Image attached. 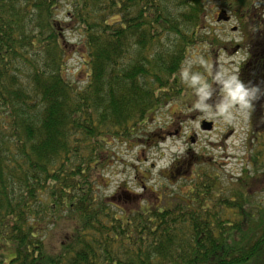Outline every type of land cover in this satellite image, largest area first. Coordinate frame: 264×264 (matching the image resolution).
Wrapping results in <instances>:
<instances>
[{
  "label": "trees",
  "instance_id": "1",
  "mask_svg": "<svg viewBox=\"0 0 264 264\" xmlns=\"http://www.w3.org/2000/svg\"><path fill=\"white\" fill-rule=\"evenodd\" d=\"M206 12V0H0V240L15 249L0 264H248L264 254V206L247 174L224 185L199 168L159 202H134L142 194L128 188L100 197L94 184L111 141L147 140L153 115L182 95ZM70 26L89 56L83 86L65 73ZM254 35L253 46L264 37ZM46 211L75 222L56 254Z\"/></svg>",
  "mask_w": 264,
  "mask_h": 264
},
{
  "label": "rangeland",
  "instance_id": "2",
  "mask_svg": "<svg viewBox=\"0 0 264 264\" xmlns=\"http://www.w3.org/2000/svg\"><path fill=\"white\" fill-rule=\"evenodd\" d=\"M243 1L244 6L239 7L237 0H206L204 22L208 27L203 31V41L188 51L181 70L182 95L153 115L146 125L152 132L147 140L111 141L106 154L109 160L94 179L100 197L115 196L128 188L142 194L134 202H159L162 191H186L193 170L211 168L224 185L233 180L238 186L240 179L249 175L252 201L264 206V153L257 164L263 165L260 170L252 160L259 150L264 151V79L257 78L253 64H246L244 69L241 65L246 59V46L252 45L256 37L253 24L259 15L264 18V0ZM68 9L69 5L63 2L58 9L59 20H67ZM221 9L231 17L229 21H218ZM235 26L238 30L233 31ZM79 30L70 26L62 42L66 49V77L83 86L90 69ZM238 44L241 49H237ZM193 76L198 77L195 83ZM241 78L262 84L252 86L250 82L247 88ZM203 121H212L213 128L204 130ZM195 134L193 143L190 138ZM193 154L199 158L190 157ZM178 166L175 171L173 168ZM123 206L131 208L133 204ZM65 213L46 211L44 216L43 238L50 253L56 254L75 229L74 220ZM11 246L0 240V256L12 258L15 249ZM248 264H264V254Z\"/></svg>",
  "mask_w": 264,
  "mask_h": 264
},
{
  "label": "flooded vegetation",
  "instance_id": "3",
  "mask_svg": "<svg viewBox=\"0 0 264 264\" xmlns=\"http://www.w3.org/2000/svg\"><path fill=\"white\" fill-rule=\"evenodd\" d=\"M233 29L238 30V26L233 27ZM253 32L258 34V37L263 34L264 35V18L259 15L258 19L255 20L253 24ZM260 39V38H259ZM261 44H264V37L263 41L256 42L253 46H246V59L244 60L243 65L246 64H253V66L257 69V73H260L261 71H264V47L261 48ZM241 49L240 44L237 45V49ZM264 74V72H263ZM179 133H181L180 129L177 130ZM190 157H197L195 154L191 155Z\"/></svg>",
  "mask_w": 264,
  "mask_h": 264
},
{
  "label": "water",
  "instance_id": "4",
  "mask_svg": "<svg viewBox=\"0 0 264 264\" xmlns=\"http://www.w3.org/2000/svg\"><path fill=\"white\" fill-rule=\"evenodd\" d=\"M225 14H226V12L225 11H222L219 14L218 20H221V19L227 20L228 19V16H226ZM202 128L203 129H206V130H210L212 128V122H204L202 124ZM192 141L194 142V139H192Z\"/></svg>",
  "mask_w": 264,
  "mask_h": 264
},
{
  "label": "clouds",
  "instance_id": "5",
  "mask_svg": "<svg viewBox=\"0 0 264 264\" xmlns=\"http://www.w3.org/2000/svg\"><path fill=\"white\" fill-rule=\"evenodd\" d=\"M184 75H186V73H184ZM197 79H198V77L193 76V77H192V81H193V83H195V82L197 81ZM246 95H251V94L249 93V94H246Z\"/></svg>",
  "mask_w": 264,
  "mask_h": 264
}]
</instances>
